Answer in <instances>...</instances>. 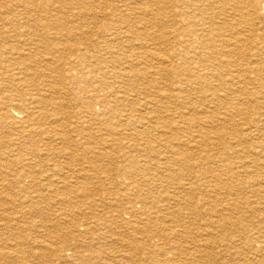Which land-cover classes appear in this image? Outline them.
<instances>
[{
    "label": "bare ground",
    "instance_id": "6f19581e",
    "mask_svg": "<svg viewBox=\"0 0 264 264\" xmlns=\"http://www.w3.org/2000/svg\"><path fill=\"white\" fill-rule=\"evenodd\" d=\"M55 1L65 6V2L68 0ZM87 1L90 2V0ZM131 1L135 4L134 9L139 11L137 13L139 17L137 19L135 18V23H139L138 25H142L143 27L141 29L135 27L132 32V38L144 36L150 41L158 42L165 48H169V53L162 56H159L160 53L155 54L151 52L152 56H157V60L162 65L161 71L158 70V73L163 72L168 75L169 73L175 74L176 83L178 85V94L180 93L181 95L187 91H194L198 97H196V102H193L192 105L195 103H197V105L199 104L202 108V116L204 119L213 120L219 116L218 119L219 122L222 123L221 126L224 127V124H228V129L232 132H235L233 127H230L232 114H237L245 119L247 121V128L242 134H240L241 132L239 133L240 136L243 138H249L254 135L256 139L258 138L259 142L256 143L255 148H260V152L263 154L264 0ZM68 8L70 9V7ZM86 8L92 14H96L94 12L95 10L93 8L91 9L88 4L86 5ZM110 8L111 5H108L100 10L105 11ZM102 14L100 16H102ZM93 16H97V14ZM120 17L124 22L127 21L125 16L119 15V18ZM4 19L1 18L0 22H2V20L4 21ZM26 20L27 25H29V20ZM11 23L12 22H10V24ZM39 26L43 29H48L49 27L46 23H39ZM55 26L56 29L65 30V24ZM4 29L5 31H10L9 29L6 30V27ZM26 30L27 29H24L20 35H16L19 38L22 37L21 35L28 36V39L22 43L23 45L21 44V48L16 44L17 37L11 35L13 30L0 33V148L6 145L10 148H14V145H16L15 147L22 152L18 162V165L21 166V171L18 172L12 171L11 164L4 160V155L0 152V201L4 197V190H7L12 186H16L18 189H22L21 191L25 192L29 188V185H33L35 179L30 174V169H32L30 165H32L33 162H36L37 157L35 156L36 152L34 149L30 150V154L26 153L29 146H34L43 135L61 139L65 138V132L63 130H56L57 132L53 133L45 127L48 122L46 108L50 104H53L52 100L55 98H50L48 100L44 95H31L29 92L23 93L16 89L14 81L17 83H25L28 77L27 73L32 70L30 64L27 63L30 58L34 59L33 54H30L31 49L35 48L34 50H36V53L38 49L41 48L38 43H33L34 46L32 47L29 45L32 44V40L29 38V34L26 33ZM151 30L158 31L152 32ZM88 31L89 30H87V32ZM31 35L33 37L34 34H30V36ZM96 35L97 34H95V36ZM89 43L90 42H87V44ZM6 54L18 60H22L23 63H21L22 71L15 73L14 78H12L14 80L13 82H11L12 80L9 81L6 79L4 74L5 71H3L6 65L10 66V64H8L9 62H6L5 64L1 63V60L4 62ZM135 58H140V56L135 55ZM33 59L31 60L33 61ZM80 62H82V65L85 64V61L82 59L79 60V63ZM134 67L135 66H129L128 70L123 71V73H131L132 75H135V72L138 70H135ZM63 70H65V67ZM18 75L19 78H17ZM102 77L104 78L106 75L102 73ZM106 79L108 78L106 77ZM106 79L103 80L106 81ZM156 80L159 81V79ZM73 81L74 86L81 82L78 77L74 78ZM60 83H65V74H63L62 79L57 82V85H60ZM95 83L94 79H92L91 86ZM61 90H63V88ZM77 90L78 93H82L81 89L78 88ZM126 90L129 91L130 89ZM9 91L13 93L10 94ZM116 94L120 96H116L117 98L115 101H99L103 104V107L99 112L95 111V101H93V98L82 101L76 94H74L73 101L84 108L85 113L97 122L99 117L107 115L109 112H118L119 110H117V108L119 107L120 109L127 102L124 100L126 91L118 89ZM99 99H101V97ZM164 99L171 104H174L177 101V97L173 92L167 94ZM180 99L183 100L182 98ZM184 103L191 105V103H187V101ZM142 104L144 107H151L152 105L155 107L157 105L162 106L161 99H156L154 102H146L144 100ZM127 105L131 107L132 103ZM250 108L256 111V116L252 115ZM188 110L190 111V109ZM221 110H226V112L221 114ZM135 112L137 111L129 108L128 118H133L137 124H142L146 119L142 116L140 117L141 119L135 118ZM178 116L180 124H183V126L194 125L193 127L196 129L197 136L192 138H197L198 146H207L206 143H208V141L210 142L208 136L209 134L214 133L212 131L216 130V128L206 127L204 130V128L198 124L199 121L196 119V115V117L194 116L192 119L185 118V116H182V113H179ZM150 119L153 121L159 120L156 115L151 116ZM104 122H100L99 126H103L106 129L109 128V130L112 131L117 129L111 127V124H109L108 121ZM143 124L140 129L135 128V125L133 128H130L131 134L135 137L142 135L147 137L148 135L146 134H149L150 131H148L146 127L147 122L145 126H143ZM58 126V128H63V125ZM207 128L210 129L208 130ZM122 129L125 128L123 127ZM181 129L182 130L179 129V131L189 134L190 128L182 127ZM175 133H178V131L176 130ZM165 136L166 135H161L160 137L162 138ZM173 137V135H169L166 140L171 141V138ZM195 141L196 139L194 142ZM181 142L182 141L169 143L167 148L169 154L172 153V157L170 160L168 159V161L162 163L161 166H157V168H140L135 164L115 167L114 171H116L117 174L122 175L127 172V176L132 179L137 177L138 174H141L145 179L144 182L147 183L135 186L130 185L131 187L138 189L133 191L134 199H131L128 198L127 195L124 196L126 186L111 181L112 187H114L117 192L111 193L110 195H116L117 197L114 199H107L106 201L109 200V205H112L116 200L118 201L117 198L123 197L122 201H126L124 207L118 206V210L115 211L117 215L113 218H107L104 214H95L92 208L88 213V215L94 220L92 224H89L86 221L81 224H74L73 221L68 224H62L57 221H49L47 217L42 215L41 221H32L31 223L29 222L21 225L22 222L20 218L15 219L12 217L0 216V262L3 261V264H54V262H57L58 264H69L70 261L76 257L77 260L85 264H118L119 261L115 262L117 259H113L110 255L111 245L107 244L111 236L118 235L123 237L120 239L122 244L119 245V249L123 248V251L127 252L126 258L128 259V262L126 264H230L229 262L226 263V259L223 258L221 253L223 251H232L234 254H238L240 247L235 246L231 241L226 242L228 236H226L225 231L229 229L232 233L240 234L238 241L241 243V247H243L244 250L259 253L250 259L251 261L244 258L245 260H243V263L241 264H264V178L255 176L256 179L252 180L250 183L246 181L240 183L238 186L230 182V184L227 185V194L228 196H233L235 198L231 203L226 199V204L217 210L215 208L216 203H208V199L211 198L209 194L211 193H208L207 191H202L203 194L196 193V182H204L202 185H205L209 174H212L211 177L214 181L216 177L214 176L215 174H213L214 171H212V169H214V167L220 169L222 163H229L230 160L226 157L228 156L227 152H220V155L213 156L210 153L211 151H209L210 149L208 146V149L205 147L203 148L204 150H201V157L199 158L196 156L198 151L196 152L194 150L196 152L194 155L184 153V149L188 150L189 153L191 152L188 146L190 143L183 144ZM45 146L47 147L48 145L46 144ZM229 151L233 152L234 155H238L233 148H229ZM83 153L92 154L95 157L94 159L99 160H102V157H104L102 155H105L104 153H96L95 150L93 151L89 147L84 148ZM197 155L199 154L197 153ZM245 157L247 156L245 155ZM216 161L220 163L219 166L215 165L217 164ZM211 162L214 166L209 164ZM22 164L23 166L26 164L25 168L27 169H24ZM246 167H248V165L242 162L241 169ZM4 168L8 169L7 177L2 174ZM175 179H178V184H176L172 193L168 194L165 188L168 187L167 184L172 183ZM150 181L153 182L151 183ZM184 181H186L185 184H183ZM215 183H218L217 185H219L221 181L216 180ZM94 185L97 184H93L89 179L83 177L81 181L74 186L75 191L67 195V200H65V192L63 191H57L55 195H57V197L62 196L61 200L64 204L68 203V210L72 213V216L82 215L81 211L74 212L78 206L77 202H81L84 197L87 199L86 191L89 187ZM98 185L104 187L102 183H99ZM120 187H122V189ZM155 189H157V192H155ZM158 189H162V193H159ZM243 192L248 196L242 197L241 193ZM197 195H200V198L202 197V199H197ZM45 197L46 196H42V199ZM125 197L128 198V201ZM71 198H73L72 200H76L74 204L71 203ZM198 204H201L206 208V213L210 218L215 217L216 219L211 221L206 230H203V232H206L205 235L199 236L198 233H194V236H191L192 234L187 230L188 228H184L181 224V215L183 214V211L189 210L190 214L188 215H191L192 217L195 215L197 218V216L200 215L198 212L199 210L197 209ZM34 209H38V207L35 206ZM109 209L110 206L106 204L104 210ZM133 218H136V220L134 221ZM252 221H256V224H252ZM37 231L44 233L45 237L49 239L50 242L47 243L44 241L46 244L44 243V246H41L38 244L39 241L37 239H32L29 236L32 233L36 234ZM208 231L210 233H208ZM217 232L220 233L221 238L219 235H216ZM5 233L14 237V244L1 248V245L4 244H2V236ZM250 233H252L251 235L253 236H251ZM187 240H193L192 248L187 249L182 247L181 243H186L185 241ZM245 244L247 246H244ZM38 246L40 248L44 247V249H38ZM218 246H222L219 252L217 251ZM244 247H247L248 249H245ZM256 247H258L259 250H257ZM231 262L234 263L235 261Z\"/></svg>",
    "mask_w": 264,
    "mask_h": 264
},
{
    "label": "rangeland",
    "instance_id": "374dc122",
    "mask_svg": "<svg viewBox=\"0 0 264 264\" xmlns=\"http://www.w3.org/2000/svg\"><path fill=\"white\" fill-rule=\"evenodd\" d=\"M35 1L0 0V20L1 18H5L4 21L2 20V22H0V25L2 26H0V33L10 32L13 30L11 35L16 36L20 35L24 29H27L26 33L29 34V38H31L32 40V44L29 45L32 47L35 43H38V45L41 46V48H39L40 50L38 49L36 53V50H34L35 48L31 49L30 54H33L34 59L30 58V60L27 62L30 64V68L32 70L27 73L28 77L26 79V82L17 83L12 79L14 78L16 72L22 71V60H18L6 54L4 62L3 60H1V63L5 64L6 62H9L8 64H10V66L6 65L3 71H5L4 74L6 76V79H8L9 81L12 80L11 82H15L17 91L23 93L29 92L31 95L41 94L44 95L48 100L50 98H55L54 100H52L53 104H50L46 108L48 122L45 127H47L48 130L53 133L57 132L56 130H63L65 132V138L61 139L43 135L40 140L34 144V146H29L26 153L30 154V150L34 149L36 152L35 156L37 157L36 162H33L32 165H30V167H32V169H30V174L35 179V181L33 182V185H29V188L25 192L21 191L22 189H18L16 186H12L9 189L4 190V197L0 201L1 217H12L15 219L20 218L22 222L21 225L27 224L29 222L31 223L32 221H41L42 215L47 217L49 221H57L62 224H68L71 221H73L74 224H81L85 221L89 224H92L94 220L90 217V215H88L90 209L92 208L95 214H104L105 216H107V218H113L115 215H117L115 211L118 210V206L124 207L126 201H122L123 197L117 198L118 201L115 199L116 202H114L112 205H109V200H106L111 198L114 199L115 197H117L116 195H110L111 193L117 192L115 191L114 187H112L111 181H115L126 186L124 196L127 195V197L131 199H134L133 191L138 189H135L130 185L135 186L138 184L143 185L144 183H147L144 182L145 179L141 176V174H138L137 177L132 179L127 176V172L122 175L117 174L116 171H114L115 167L135 164L140 168H157V166H161L162 163L168 161V159H171L172 153L169 154L167 148L170 142L175 143L178 141H182L181 143L183 144L190 143L188 144V146L191 152L189 153V151L184 148L183 149L185 151L183 152L188 155H194L198 151L197 153L199 155H197L196 153V156L199 158L201 157V150H204L203 148H207L208 146V148L210 149L209 151H211L210 153L213 156L220 155V152H227L228 156L226 157L229 158V163L226 162L227 165L226 163H222L220 169L217 167H214V169H212V171H214L213 174H215L214 176L216 177L214 181L211 177L212 174H209L208 178L206 179L207 183L205 185H202V183L204 182H196V193L203 194L202 191L211 193L209 194L211 198H207L209 200L208 203H216L215 208L217 210H219L226 204V199L231 203V201L235 198L233 196H228L227 194V185L230 184V182L238 186L240 183H244L246 181L250 183L252 180L256 179L255 176L264 178V153L262 154L260 152V148H255L256 143L259 142L258 138L256 139L254 135L250 136L249 138H243L240 136V134H242L243 131L247 128V121L237 114H232L230 127H233V130L236 132L235 133L228 129V124H224V127L221 126L222 123L219 122V116L215 119L212 118L213 120L204 119L202 116V108L199 106V104L197 105V103H195L192 105L193 102H196L195 99L196 97H198V95L194 91H187L189 95L187 94V92H184V94L181 95L180 93L178 94V85L176 83L175 74L169 73L168 75L163 72L158 73V70L161 71L162 65L157 60V56H152L151 52L155 54L160 53L159 56H162L169 53V48H165L158 42L150 41L144 36H137L135 38H132V32L134 31L135 27H139L140 29L143 28L142 25H138L139 23H135V18L137 19L139 17V15L137 14L139 11L137 9H134L135 4L133 1L90 0L89 2L87 0H68L65 2V6L57 3L55 0ZM85 4H88L91 9L93 8L97 16H93L96 14H92L86 8ZM108 5H111V8L109 10H100ZM68 7H70V9ZM99 13H101L102 16H100L101 14ZM119 15L125 16L127 18V21L124 22L121 17L119 18ZM26 19L29 20V25H27ZM10 22L12 23L10 24ZM39 23H46L47 25H49L48 29L51 30L41 28L39 26ZM63 24H65V30L56 29L55 25ZM5 27L6 30L9 29L10 31H5ZM87 30L89 31L87 32ZM158 30L151 31L156 32ZM30 34H34V38L32 37V35L30 36ZM95 34L97 35L95 36ZM21 36L22 37L20 38L16 36V44L19 45V48H21V44L28 39V36ZM87 42H90L91 44H87ZM107 43L110 45H108ZM135 55H139L140 58H135ZM31 59H33V61ZM80 59L85 61L84 65H82V62L79 63ZM129 66H135V70H138L135 72V75H132L131 73H123V71L128 70ZM39 67H41L43 70L47 69V72L45 70L43 71ZM64 67L65 70H63ZM102 73L105 74L108 79H106V77L103 78ZM63 74H65V83H60V85H57V82L62 79ZM76 77H78L81 82L74 86L73 80ZM17 78H19V75L17 76ZM164 78L167 80H165ZM92 79H94L96 83L91 86ZM103 79H106V81H104ZM156 79H159V81ZM77 87L82 90V93H78ZM62 88L63 90H61ZM118 89L121 91H126L124 100L127 102L120 109L119 107L117 108V110H119L118 112H109L107 113V115L99 117V120L97 122L91 119L89 115L85 113L84 108H82L79 104L74 103L73 101L74 94H76L77 97L82 101L85 99L88 100L90 98H93V101H95V111L99 112L103 107V104H101L99 101H115L117 98L116 96H120L116 94ZM126 89L130 90L127 91ZM170 92H173L177 97V101L174 104H171L169 103V101L164 99V97ZM9 93L12 94L13 92L9 91ZM99 96L101 97V99H99ZM180 98H182L183 100H181ZM156 99H161L162 106L157 105L155 107L152 105L151 107H144L142 104L144 100L146 102H154ZM186 101L187 103L190 102L191 105L184 103ZM129 103H132L131 107L127 105ZM129 108L138 112L134 113L135 118L141 119L140 117L142 116L146 119L145 121H143L144 124H142L143 126H145L147 122L146 127L151 133L146 134L148 135L147 137L145 135L135 137L131 134L130 128H133V126L135 125V128L140 129L142 124H137L133 120V118H128ZM188 109H190V111ZM250 110L252 111L251 113L254 116L256 111L252 108H250ZM225 112L226 110H221L220 113L223 114ZM179 113H182V116H185V118L189 119H192L196 115L197 117H195L199 121L198 124H200L202 128H204V130L206 129V127L216 128V130L212 131L214 133L209 134L208 137L210 138V142L208 141V143H206L207 146H198L197 138H195L196 141L194 142L195 139H193L192 137L197 136L196 129L195 127H193L194 125L183 126V124H180L178 118ZM150 115H156L159 120H151ZM104 121H108V123L111 124V127H115L120 130L116 129L115 131H112L109 130V128L106 129L103 126H99V123ZM66 124H68L69 126ZM58 125H63V128H58ZM123 127L125 129H122ZM182 127L190 128L189 134H185L184 132L179 131V129L182 130ZM207 129L209 130L210 128ZM176 130L178 131V133H175ZM161 135L166 136L161 138ZM169 135L174 136L173 138H171V141L166 140ZM46 144L48 145L47 147L45 146ZM15 146L16 145H14V149L6 145L0 148V152L3 153L4 160L11 164L12 171L18 172L21 171V166L18 165V162L22 152H20V150ZM87 147L91 148L93 151L95 150L96 153H104L105 155H102L104 157L100 156L102 157V160L94 159L95 157L92 154L90 155L83 153V149ZM229 148H233L238 155H234L233 152L229 151ZM250 154L252 155V157ZM245 155L247 157H245ZM241 161L243 163H246L248 167L241 169ZM216 163L217 164L215 165H220V163H218L217 161ZM209 164L211 166H214L212 165V162ZM22 167L24 169H27L25 168L26 164L25 166H23L22 164ZM230 169L233 170L231 171ZM2 174L7 177L8 169L4 168ZM83 177L89 179L91 183L97 185L91 186L87 189V199H85L84 197L81 202H77L78 210L76 208L74 212L81 211L82 215L72 216V213H70V211L68 210V203L64 204L61 200L62 196L57 197L55 193L57 191L65 192V200H67V195L75 191L74 186H76V184L81 181ZM210 180H212L213 182ZM216 180L221 181V183L217 185L218 183H215ZM177 181L178 179H175L172 181V183L167 184L168 187H166L165 190H167L168 194L172 193L173 189L176 187V184H178ZM150 182L152 183L153 181ZM185 182L186 181H184L183 184H185ZM99 183H102L104 187L98 185ZM120 188L122 189V187ZM155 192H157V189H155ZM158 192L162 193V189H158ZM241 195L242 197L248 196L244 192L241 193ZM42 196L46 197L42 199ZM197 196V199H202V197L200 198V195ZM128 198H126L127 201ZM72 199L73 198H71V203L74 204L76 200ZM106 204L110 206L109 210H104ZM35 206L38 207V209H34ZM100 206L104 207L101 208ZM197 207L200 214L199 216H197V218L195 215L193 217L191 215H188L190 214L189 210L183 211V214L181 215V224L184 228H188L187 230L191 232V236H194V233H198L199 236L205 235L206 232H203V230H206L209 227L211 221L216 219L215 217H211V219L210 216H208L206 213V208L201 204H198ZM133 220L135 221L136 218H133ZM137 220L140 221L139 219ZM252 222V224H256V221ZM208 233L210 232L208 231ZM225 234L226 236H228L226 242L231 241V243H233L235 246L240 247L238 250V254H234V252L232 251H223L222 253L220 252L223 258L226 259V263L229 262L230 264H241L243 263V260H245L244 258H247L249 261H251L250 259L259 254L254 251L244 250L243 247H241L242 245L238 241V237L240 235L239 233H232L231 231H229V229H227L225 231ZM251 234L252 233H250V235ZM216 235H219V237L221 238L220 233L217 232ZM29 236L32 239H37L39 241L38 244L41 246H44L45 242H50L49 239L45 237V234L39 231H37L36 234L32 233ZM13 238L14 237L10 236L8 233H5L2 236V244H4L1 245V248L8 247L9 245L14 244ZM122 238L123 237H120L118 235L111 236L109 242L107 243L111 245L110 255L113 257V259H117L115 262L119 261L118 264H126L128 262V259L126 258L127 252L123 251V248L119 249V245L122 244V241H120V239ZM126 238L132 239L129 237ZM185 242L186 243H181L182 247H185L187 249L193 247V240H187ZM244 246L247 245L245 244ZM221 247L222 246H218V252L219 250H221ZM244 248L248 249L247 247ZM38 249H44V247L40 248L38 246ZM256 249L259 250L258 247H256ZM231 261H235L236 263H232ZM0 264H3V261H1ZM54 264L58 263L54 262ZM69 264L85 263L77 260V258L75 257L70 261Z\"/></svg>",
    "mask_w": 264,
    "mask_h": 264
}]
</instances>
